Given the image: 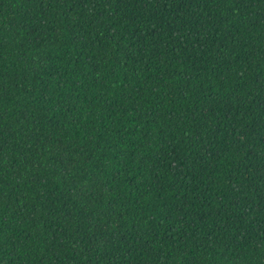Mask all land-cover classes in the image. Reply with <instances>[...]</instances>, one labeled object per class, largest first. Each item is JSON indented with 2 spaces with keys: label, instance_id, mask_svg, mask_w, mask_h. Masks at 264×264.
Wrapping results in <instances>:
<instances>
[{
  "label": "trees",
  "instance_id": "trees-1",
  "mask_svg": "<svg viewBox=\"0 0 264 264\" xmlns=\"http://www.w3.org/2000/svg\"><path fill=\"white\" fill-rule=\"evenodd\" d=\"M0 264H264V0H0Z\"/></svg>",
  "mask_w": 264,
  "mask_h": 264
}]
</instances>
